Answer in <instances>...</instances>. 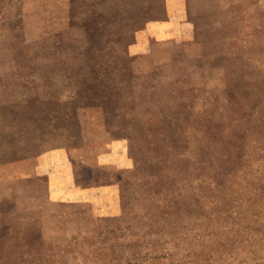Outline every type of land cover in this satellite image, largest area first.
Segmentation results:
<instances>
[{
    "label": "rangeland",
    "instance_id": "374dc122",
    "mask_svg": "<svg viewBox=\"0 0 264 264\" xmlns=\"http://www.w3.org/2000/svg\"><path fill=\"white\" fill-rule=\"evenodd\" d=\"M68 2L0 0V163L64 170L99 106L117 185L0 175V264H264V0Z\"/></svg>",
    "mask_w": 264,
    "mask_h": 264
},
{
    "label": "crops",
    "instance_id": "0c3cea01",
    "mask_svg": "<svg viewBox=\"0 0 264 264\" xmlns=\"http://www.w3.org/2000/svg\"><path fill=\"white\" fill-rule=\"evenodd\" d=\"M69 2L66 8L70 6ZM175 45L163 42L154 46H162L163 58L166 56L170 58L172 52L177 49ZM154 46L146 57L149 67H152L151 63L154 60ZM77 116L81 125L79 144L68 151V162L64 170L53 171L52 165L41 157L31 156L0 163L2 180L13 178L32 180L45 175L50 185V197L59 200L66 199L63 194L67 188L99 199L103 191L115 187L118 167L115 161L106 158L113 151L114 143L106 131L102 108L99 106L81 108L77 111ZM78 198L82 199L80 196Z\"/></svg>",
    "mask_w": 264,
    "mask_h": 264
}]
</instances>
